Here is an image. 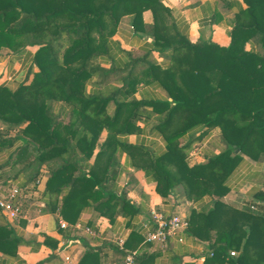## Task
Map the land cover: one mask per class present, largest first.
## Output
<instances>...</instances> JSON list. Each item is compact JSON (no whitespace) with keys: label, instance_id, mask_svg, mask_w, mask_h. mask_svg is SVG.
<instances>
[{"label":"trees","instance_id":"1","mask_svg":"<svg viewBox=\"0 0 264 264\" xmlns=\"http://www.w3.org/2000/svg\"><path fill=\"white\" fill-rule=\"evenodd\" d=\"M242 2L234 11L230 42L221 46L190 42L163 0H0V52L35 49L16 88L0 84V121L19 127L12 139L0 134V144L22 140L18 161L28 158L32 145L33 157L23 169L31 181L41 165L48 168L47 211H57L70 224L84 208L110 222L134 217L138 207L115 186L125 154L127 165L151 177L162 197L177 185L190 200L218 197L188 215L189 235L209 241L211 255L203 264H264V213L219 199L229 191L226 180L242 154L253 160L264 155V0ZM145 10L152 13L149 25L142 20ZM124 15L132 16L135 30L152 36L153 51L171 63L163 68L148 54L130 58L120 86L88 92L93 77L105 82L113 71L95 58L110 55V38ZM154 82L166 99L134 97L140 85ZM55 102L70 107L67 122L53 112ZM151 115L157 121L154 135L165 145L161 153L124 137L139 134L138 121ZM200 125L218 127L225 148L189 166L192 138L180 140ZM255 197L264 202V191ZM19 242L8 224L0 225V251L16 254ZM43 244L54 249L57 241L45 236Z\"/></svg>","mask_w":264,"mask_h":264},{"label":"crops","instance_id":"2","mask_svg":"<svg viewBox=\"0 0 264 264\" xmlns=\"http://www.w3.org/2000/svg\"><path fill=\"white\" fill-rule=\"evenodd\" d=\"M232 1L237 2L233 4ZM163 0L170 8L171 19L176 28L187 39L196 43L200 40L215 42L227 46L230 42L229 30L232 26L234 11L237 5L244 6L242 0ZM229 3V5H227ZM143 23L149 25L153 21L150 10L142 13ZM152 36L145 31H137L132 26V16L124 15L119 20L114 34L110 38V55L95 58V62L104 68L113 67L109 78L98 83L99 78L93 77L87 84L88 92H100L120 86L121 76L129 69L130 58L148 54L161 67L170 65L167 57L153 51ZM249 48V45H247ZM34 48L12 52L2 49L0 52V84L15 89L23 81L31 64ZM137 68L142 67L139 63ZM136 99H166V93L157 86V83L140 85L134 94ZM168 100H170L168 98ZM53 112L65 122L69 119L70 107L61 102L52 104ZM150 109V107H147ZM114 106L109 103L107 110L112 113ZM157 123L155 115L149 119L138 121L141 128L139 134L124 136L130 143H144L151 151L161 153L165 149L161 137L154 135L153 126ZM19 127H10L0 121V134L4 138H14L18 135ZM105 132L102 133L104 137ZM192 138L191 145L186 149L189 166L201 163L225 148L218 127L208 128L200 125L188 131V135L181 138L184 144ZM24 147L22 140H15L11 145L0 144V190L7 180L13 179L20 184H37L26 193L25 207L17 220L8 221L0 212V225L8 224L15 236L20 240L16 254L0 251V264H122L125 251L119 250L116 241L124 239L126 251H134L135 264H203L205 258L211 255L209 241L198 240L182 232L183 240H170L164 247L145 242L141 224L151 217V211L178 213L188 218L192 209L202 210L212 205L218 197L204 195L198 200L186 197L182 185L173 187L167 197L160 196L155 191V183L142 170L129 167L126 155L120 157L121 171L115 181L116 189L124 190L127 198L138 207L134 217L117 216L114 222L99 216L91 208H84L76 223L67 228L59 225L64 220L57 211L45 209L46 196L44 189L49 170L45 165L37 170L33 180L29 181L27 171L23 169L33 157L32 145H28L29 156L22 161L17 160V153ZM235 152H239L238 149ZM229 191L219 197L224 203L238 209L255 206L256 210L264 213V202L255 197L257 191H264V155L253 160L242 154V160L226 180ZM262 208V209H261ZM251 210V209H250ZM89 227L92 234L87 233ZM137 236L130 237L131 233ZM45 236L57 241L56 248L51 249L44 245ZM129 244L127 248L125 245ZM235 252L231 255L230 252ZM233 257L237 251L231 250ZM68 257V258H66ZM229 264V263H225Z\"/></svg>","mask_w":264,"mask_h":264},{"label":"built area","instance_id":"3","mask_svg":"<svg viewBox=\"0 0 264 264\" xmlns=\"http://www.w3.org/2000/svg\"><path fill=\"white\" fill-rule=\"evenodd\" d=\"M37 180L33 182L31 188L37 184ZM27 184H20L19 181L10 179L0 190V211L8 221L17 220L25 207ZM251 210H256L255 206H250ZM70 223L60 219L59 225L62 228H67ZM74 227L80 229L79 223H74ZM188 228V218L178 213H165L151 211V217L141 224L142 235L145 242L156 244L164 247L170 240H183L181 234ZM87 233L92 234L89 227L85 228ZM119 250L125 251L122 264H135L136 254L134 251H126L124 247V239L119 238L116 241ZM231 255L235 252L231 251ZM68 258V257H66Z\"/></svg>","mask_w":264,"mask_h":264},{"label":"rangeland","instance_id":"4","mask_svg":"<svg viewBox=\"0 0 264 264\" xmlns=\"http://www.w3.org/2000/svg\"><path fill=\"white\" fill-rule=\"evenodd\" d=\"M26 189H27V193H30V191H31V185L30 184H27V186H26Z\"/></svg>","mask_w":264,"mask_h":264}]
</instances>
